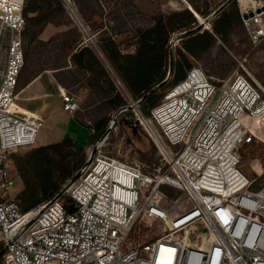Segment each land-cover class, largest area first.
I'll return each instance as SVG.
<instances>
[{"label":"built area","instance_id":"obj_1","mask_svg":"<svg viewBox=\"0 0 264 264\" xmlns=\"http://www.w3.org/2000/svg\"><path fill=\"white\" fill-rule=\"evenodd\" d=\"M27 1L0 0L1 264H264V181L241 169L243 149L264 141V89L239 70L216 80L191 68L149 116L124 87L130 105L121 111L134 110L161 165L146 170L105 154L112 127L77 179L21 211L7 154L35 146L44 125L39 111L19 104ZM250 2L240 3V14L257 45L264 7ZM60 96L65 112L80 110L73 94Z\"/></svg>","mask_w":264,"mask_h":264},{"label":"rangeland","instance_id":"obj_2","mask_svg":"<svg viewBox=\"0 0 264 264\" xmlns=\"http://www.w3.org/2000/svg\"><path fill=\"white\" fill-rule=\"evenodd\" d=\"M190 1L203 5V0ZM206 1L209 4V16L196 15L199 24L205 23L203 28L210 26L211 30L215 14L233 0ZM236 1L241 9L240 0ZM251 1V5L264 7V0ZM185 7L181 0H66L62 7L53 12L50 22L35 28L27 27L26 62L18 86L19 104L39 111L43 115L44 125L36 146L7 154L6 162L12 171L19 174L18 169L27 152L34 148L58 143L63 139H73L78 146H85L98 125H105L107 129L113 127L110 141L103 150L105 154L138 163L146 170L154 164L161 165V153L145 128L138 123L134 110L118 116V96L127 100L122 92L125 85L105 57L101 46L112 40L124 53H134V44L141 33L161 16L168 17ZM174 32L169 45L173 58L178 59L179 37L185 36L187 31ZM82 45L91 46L97 51L110 71L115 88L93 80L91 74L75 65L72 58L74 48ZM190 61L192 66L187 69V73L196 66L216 80H223L239 70L241 74L251 76L264 89V42L254 44L243 21L223 38L217 37L212 47L199 57L190 58ZM33 82L36 84L27 88ZM177 83L174 82V76L168 79L159 103L166 91ZM61 90L73 94L79 100L80 110L74 115L61 109ZM128 100L126 103L130 105ZM257 119L259 132L264 138V113L259 114ZM241 169L249 178L264 181V141L243 149ZM18 174L13 195L24 188ZM70 183L67 182L62 189ZM62 200L69 202L70 198L62 195Z\"/></svg>","mask_w":264,"mask_h":264},{"label":"trees","instance_id":"obj_3","mask_svg":"<svg viewBox=\"0 0 264 264\" xmlns=\"http://www.w3.org/2000/svg\"><path fill=\"white\" fill-rule=\"evenodd\" d=\"M187 1L193 11L183 8L168 17L161 16L139 35L134 44L136 48L134 53H124L112 40L101 46L102 52L131 96L135 100L141 99L140 108L147 116L150 115L151 109L158 105L161 95L164 94L166 90L164 82L170 70L174 82L183 80L187 69L192 66L190 58L199 57L214 45L217 37L223 38L242 24L236 0L229 2L215 15L211 30L203 28L197 18L198 14L203 17L209 16L208 1L203 0V5L196 1ZM62 5V0H28L25 8L27 24L24 40L27 27L35 28L37 25L50 22L53 12ZM175 30L187 31L185 36L179 37L178 59L173 58L169 45ZM72 58L78 68L93 76V80L115 88L107 65L93 47L88 45L75 47ZM158 85H160L159 89L154 90ZM118 97L116 108L121 111L128 103L120 95ZM107 130V126L98 125L85 146H78L72 140L63 139L58 143L37 147L27 152L21 168L18 169L19 174L16 173L21 176L24 184V188L17 194L21 211L25 212L54 195H59L67 182L74 181L86 163L89 149L107 133ZM8 167L12 170L11 166Z\"/></svg>","mask_w":264,"mask_h":264},{"label":"water","instance_id":"obj_4","mask_svg":"<svg viewBox=\"0 0 264 264\" xmlns=\"http://www.w3.org/2000/svg\"><path fill=\"white\" fill-rule=\"evenodd\" d=\"M184 2H185L186 5L188 6V8H189L190 10L193 11V8L191 7L190 3H189L188 1H186V0H184ZM222 8H223V7H222ZM222 8H221V9H222ZM221 9H220V10H221ZM217 12H218V11H217ZM217 12H216V13H217ZM208 20H210V19H208ZM203 24H205V23H201V25H203ZM207 29L210 30V28H207ZM170 75H171V70L169 71V76H168L167 80H165L164 83H166V82L168 81ZM158 87H160V85H159ZM158 87H156L154 90H157ZM121 113H122V111H119L118 116H119ZM118 116H117V117H118ZM117 117H116V119H117ZM114 123H115V121H114ZM78 177H79V176L77 175L76 179H77Z\"/></svg>","mask_w":264,"mask_h":264},{"label":"bare ground","instance_id":"obj_5","mask_svg":"<svg viewBox=\"0 0 264 264\" xmlns=\"http://www.w3.org/2000/svg\"><path fill=\"white\" fill-rule=\"evenodd\" d=\"M246 1H247V0H240V3H241V4H244ZM208 27H209V26H208ZM263 113H264V110H263L260 114H263ZM161 254H164V255L168 256L169 253H168V250H167V249L163 248ZM160 256H161V255H160Z\"/></svg>","mask_w":264,"mask_h":264},{"label":"crops","instance_id":"obj_6","mask_svg":"<svg viewBox=\"0 0 264 264\" xmlns=\"http://www.w3.org/2000/svg\"><path fill=\"white\" fill-rule=\"evenodd\" d=\"M185 5H186V3L184 2V0H181ZM187 1V0H186ZM191 5V4H190ZM185 8H188V6L186 5V7ZM179 10V9H178ZM36 83L35 82H33V83H31L29 86H27V88L28 87H31V86H33V85H35ZM25 90V89H24ZM62 100V99H61ZM62 105H63V103H62ZM62 108H63V106H62ZM61 108V109H62ZM63 110V109H62ZM64 111V110H63ZM65 112V111H64ZM67 113V112H66ZM70 115V114H69ZM70 140H72L73 141V139H70ZM73 142H75V141H73Z\"/></svg>","mask_w":264,"mask_h":264}]
</instances>
